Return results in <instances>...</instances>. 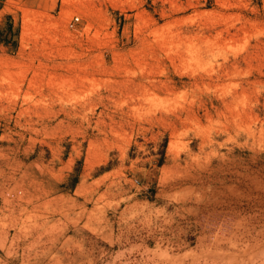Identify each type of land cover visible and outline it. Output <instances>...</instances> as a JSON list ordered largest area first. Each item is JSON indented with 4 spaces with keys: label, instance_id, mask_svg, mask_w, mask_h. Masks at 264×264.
Masks as SVG:
<instances>
[{
    "label": "rangeland",
    "instance_id": "rangeland-1",
    "mask_svg": "<svg viewBox=\"0 0 264 264\" xmlns=\"http://www.w3.org/2000/svg\"><path fill=\"white\" fill-rule=\"evenodd\" d=\"M0 264H264V0H0Z\"/></svg>",
    "mask_w": 264,
    "mask_h": 264
},
{
    "label": "built area",
    "instance_id": "built-area-1",
    "mask_svg": "<svg viewBox=\"0 0 264 264\" xmlns=\"http://www.w3.org/2000/svg\"><path fill=\"white\" fill-rule=\"evenodd\" d=\"M73 20H74V22H76L77 21V17H74Z\"/></svg>",
    "mask_w": 264,
    "mask_h": 264
}]
</instances>
